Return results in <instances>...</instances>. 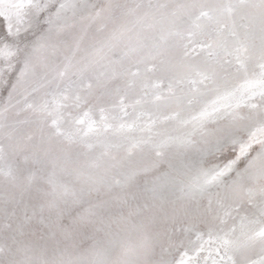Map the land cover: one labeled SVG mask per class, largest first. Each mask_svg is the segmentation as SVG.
I'll return each mask as SVG.
<instances>
[{
    "label": "snow or ice",
    "instance_id": "obj_1",
    "mask_svg": "<svg viewBox=\"0 0 264 264\" xmlns=\"http://www.w3.org/2000/svg\"><path fill=\"white\" fill-rule=\"evenodd\" d=\"M0 264H264V0H0Z\"/></svg>",
    "mask_w": 264,
    "mask_h": 264
}]
</instances>
